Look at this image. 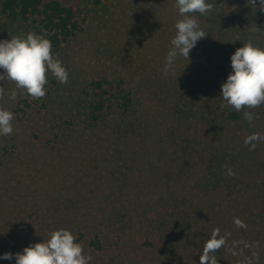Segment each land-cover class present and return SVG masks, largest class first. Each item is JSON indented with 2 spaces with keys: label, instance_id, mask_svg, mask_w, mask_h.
<instances>
[{
  "label": "trees",
  "instance_id": "trees-1",
  "mask_svg": "<svg viewBox=\"0 0 264 264\" xmlns=\"http://www.w3.org/2000/svg\"><path fill=\"white\" fill-rule=\"evenodd\" d=\"M150 3L0 0V39L30 31L43 33L58 59L67 50L78 55L69 69L64 65L68 83L61 84L49 74L43 98L33 99L18 90L12 108L19 114L16 118L28 119L29 126L44 130L41 146L46 155L70 165L80 158L94 161L95 155L102 160L109 156L101 153L104 149L111 154V162L130 156L128 169H135L136 176L141 166H147L152 175L153 163L160 159L173 165L170 171H163L166 177L174 176L172 183L155 176L148 183L149 188L161 186L163 194L149 207L139 206V214L138 208L130 210L123 199L117 203L109 193L105 205L112 206V217L104 218L106 224L97 218L94 227L98 231L85 234L91 228L83 217L86 205L62 194L53 209L59 211L54 213L53 225L71 230L76 241L99 249L100 235L106 237L108 229L117 237L143 230L138 264H199L204 242L219 228L226 244L215 253L217 264H248L250 259L252 264H264V151L249 150L244 144L249 129L241 122V112L227 106L220 111L224 103L220 86L232 69L218 62L207 69L202 80L194 77L180 83L178 70L165 76L164 63L154 61L137 39L115 36L111 30L121 25L119 7L130 11L136 6L150 8ZM233 5V0H222L218 9L230 10ZM169 31L175 34V26ZM0 86L5 95L15 87L8 80L0 81ZM187 164L197 169L193 184L182 179ZM229 169L234 175L228 174ZM113 170H95L94 174ZM122 173L124 170L118 171V175ZM67 176L62 174V179ZM88 182L82 183L86 189ZM88 190L92 198L98 195V190ZM122 190L116 187L112 192ZM125 191L134 190L127 187ZM90 216L96 218V214ZM235 218L246 227H237Z\"/></svg>",
  "mask_w": 264,
  "mask_h": 264
},
{
  "label": "rangeland",
  "instance_id": "rangeland-1",
  "mask_svg": "<svg viewBox=\"0 0 264 264\" xmlns=\"http://www.w3.org/2000/svg\"><path fill=\"white\" fill-rule=\"evenodd\" d=\"M173 2L175 0H151L150 8L139 9L136 6L130 11L119 7L118 11L122 13L119 20L121 25H114L111 31L115 36L123 38L131 36L137 39L154 61L165 63L170 40L175 35L169 29L172 30L180 18ZM221 2L222 0H214L213 11L206 16H198L200 26L207 35L191 50L189 60L183 57L178 59L176 77L179 76L180 83L194 77L202 80L207 69H211L218 62H224L230 67V56L249 40L257 46L264 47V12H261L258 6L256 9L248 4L247 0H233V7L223 11L218 9ZM121 4L126 7L124 2ZM75 56L78 55L67 50L61 60L63 65L69 69L76 61ZM3 98L7 101H0V107L12 111L18 98L9 101L8 90ZM251 111L258 119H254L250 125L242 116L241 122L244 121V126L249 129L246 135L254 132L264 134V104ZM15 115L19 114L14 112L13 133L0 137V254L5 252L15 254L31 243L46 240L48 233L57 229L54 227L56 225H53L57 219L54 213L59 211L53 209L56 200H60L62 194L77 197L83 203V207L86 205L83 217L91 228L85 234L94 235L98 231L94 227L97 218L112 217L109 214L112 206L105 205V200L111 198L109 193L117 203L123 199V204L130 210L138 208L136 214H139L141 211L139 206L149 207L158 194H163L159 185L154 188L147 187L148 183L154 181L153 176L165 183H172L174 180V176L166 177L163 173L164 170L170 171L173 166L167 164L164 159L153 163L155 167L151 171L152 175L148 173L147 166H141L142 170H138L140 173L136 176L135 169H128L129 165H132L130 156L127 155V159L124 160L113 158L115 160L111 162V154L104 149L101 153H107L109 156L102 160L95 155L94 161H85L80 157V161L72 160L70 165L66 161H59L50 154L46 155L45 149L41 146V140L46 138L44 130L40 126L35 129L33 124L29 126L28 119L16 118ZM32 133L39 136L32 137ZM31 141L33 144H29ZM256 143V147L264 151V141ZM35 147L39 149L36 150ZM170 158L172 159V156ZM106 169L114 170L102 175L94 174L95 170ZM122 170L124 174L118 175V171ZM65 173L68 179H62V174ZM195 174L198 175L197 169L187 164L182 179L184 178L186 184H193ZM84 181H89L87 189L83 187ZM63 185L66 189L62 188ZM115 186L123 190L119 193L112 192ZM127 187H132L134 191L132 193L125 191ZM92 188L98 190V195L93 198L92 192L88 190ZM92 214H96L95 219L90 216ZM106 222L104 219V224ZM142 231L117 237L114 230L108 229L106 237L100 235L101 249L83 240L77 242L82 244L85 254L92 257L91 264H138L142 256L140 254ZM75 237L77 238L76 234ZM141 261L144 262L143 259ZM0 264H15V261L0 260Z\"/></svg>",
  "mask_w": 264,
  "mask_h": 264
},
{
  "label": "clouds",
  "instance_id": "clouds-1",
  "mask_svg": "<svg viewBox=\"0 0 264 264\" xmlns=\"http://www.w3.org/2000/svg\"><path fill=\"white\" fill-rule=\"evenodd\" d=\"M247 3L256 9L258 6L264 12V0H247ZM175 8L180 19L175 22L176 32L165 57V76L175 74L178 59L183 57L189 60L191 50L207 35L200 26L198 16L211 13L214 3L210 0H175ZM52 48L46 34L32 31L14 35L10 39H0V81L8 80L15 85L8 91L9 101L17 99L18 90H23L33 99L43 98L49 74L61 84L68 83L69 72ZM230 67L231 72L220 86V97L224 101L220 111L226 106L230 107L241 112L251 125L254 119H258L251 109L264 104V47L257 46L252 40L243 43L230 56ZM4 95L5 89L0 86V98ZM13 120L14 113L0 107V137L13 133ZM259 141H264V134L254 132L245 138L244 144L249 146V150H254ZM228 174L234 175L231 169ZM234 223L237 227H246L239 218H235ZM225 244L220 229H213L204 242L199 264H217L215 253ZM13 259L15 264H91L92 257L85 254L82 244L76 241L71 230L59 228L50 231L46 240L31 243L21 252L0 254V260ZM248 264H252L251 259Z\"/></svg>",
  "mask_w": 264,
  "mask_h": 264
}]
</instances>
